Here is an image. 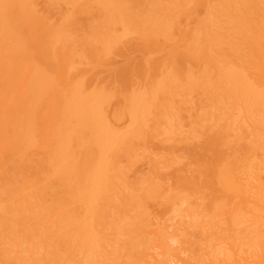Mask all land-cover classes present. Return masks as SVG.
Here are the masks:
<instances>
[{"label":"bare ground","instance_id":"6f19581e","mask_svg":"<svg viewBox=\"0 0 264 264\" xmlns=\"http://www.w3.org/2000/svg\"><path fill=\"white\" fill-rule=\"evenodd\" d=\"M0 264H264V0H0Z\"/></svg>","mask_w":264,"mask_h":264}]
</instances>
